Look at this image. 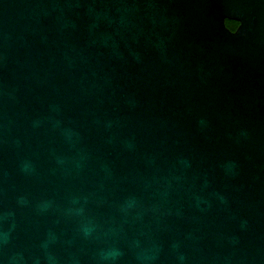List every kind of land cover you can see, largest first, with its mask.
Masks as SVG:
<instances>
[{
  "label": "water",
  "instance_id": "obj_1",
  "mask_svg": "<svg viewBox=\"0 0 264 264\" xmlns=\"http://www.w3.org/2000/svg\"><path fill=\"white\" fill-rule=\"evenodd\" d=\"M0 264H264V0H0Z\"/></svg>",
  "mask_w": 264,
  "mask_h": 264
},
{
  "label": "trees",
  "instance_id": "obj_2",
  "mask_svg": "<svg viewBox=\"0 0 264 264\" xmlns=\"http://www.w3.org/2000/svg\"><path fill=\"white\" fill-rule=\"evenodd\" d=\"M226 24L231 30L235 31L240 23L234 20H227Z\"/></svg>",
  "mask_w": 264,
  "mask_h": 264
}]
</instances>
